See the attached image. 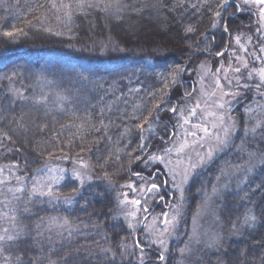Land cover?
Wrapping results in <instances>:
<instances>
[{"label": "trees", "instance_id": "trees-1", "mask_svg": "<svg viewBox=\"0 0 264 264\" xmlns=\"http://www.w3.org/2000/svg\"><path fill=\"white\" fill-rule=\"evenodd\" d=\"M80 3L0 0V172L6 174L15 168L18 176L31 177L47 161L89 159L94 176L97 171L118 181H128L137 173L152 177L155 167L146 170L141 166L150 151L160 145L158 137H167V129L157 123H175L168 104L184 97L185 91L178 85L186 78L181 77V63L219 58L232 34L254 25V14L237 11L233 0L223 7V0H83L82 7ZM151 9L176 24L182 34L171 43L172 56H160L156 49L152 52L157 45L169 47L154 34L146 33L143 40L134 43L113 33L126 17H143ZM104 16L108 17V30L102 24ZM88 21L97 24L96 31L88 28ZM5 32L15 35L5 36ZM106 46L111 49L105 50ZM145 119L152 128L145 124L141 131L139 125ZM23 140L29 141L28 147ZM79 187L70 176L55 193L65 196ZM98 188V182L89 184L72 208L62 209V217L73 222L81 211L90 212L89 219L105 218L113 205L112 192L103 199L93 198L97 206L103 202L101 212L97 208L96 212L89 211L92 199L87 202V211L81 209L84 199ZM30 198L26 188L16 205L12 204L9 213L16 218L11 230L10 221L0 222V235L15 237L0 242V264H5V257L7 264H69L73 249L79 251L78 256L88 254L98 262V249L86 244L97 236L95 230L75 239H81L78 244L75 240L56 243L59 234L49 233L43 224L54 212L51 207L56 202L33 198L28 204ZM25 204L29 205L28 213L22 210ZM56 204L60 210L61 203ZM222 207V219L229 225L238 224L240 232L223 252V264H264V164L241 191L224 195ZM29 213L40 221L38 235L42 237L31 233L34 242L20 232L29 234L28 224H35ZM247 215L249 223L241 224ZM5 227L7 233L3 232ZM119 228L111 229L117 233L109 237L116 244L124 233ZM82 242L84 247L79 245ZM31 244L36 252L34 260L25 255ZM139 245L149 255L141 264H162L156 248L149 249L140 241ZM213 254L205 257V262L215 258ZM164 263L173 264V258Z\"/></svg>", "mask_w": 264, "mask_h": 264}, {"label": "rangeland", "instance_id": "rangeland-1", "mask_svg": "<svg viewBox=\"0 0 264 264\" xmlns=\"http://www.w3.org/2000/svg\"><path fill=\"white\" fill-rule=\"evenodd\" d=\"M230 2L231 0L228 3ZM233 3L237 11H252L255 23L232 34L229 44L216 60L211 56L201 61L193 59L181 63V77L186 78L178 85L180 90L185 91L184 97L177 99L178 102L169 101L168 104L169 116L175 123H157L167 129V137H158L160 145L158 143V148L150 151L141 166L146 170L155 167L153 177L135 175L128 181H118L106 178L97 171L94 176V167L89 159L47 161L31 177H20L15 168H9L6 174L0 172V181H3L0 183V222L10 221L11 230L16 214L9 211L20 193L27 188L31 197L27 199L30 200L28 204L33 198L61 203L60 210H57L59 205L56 203L51 207L54 212L43 222L47 226L46 231H52L61 237L55 240L56 243L74 241L82 234L96 231L97 236L93 237L92 242L86 241V244L98 249V262H94L88 254L78 256L79 251L73 249L69 264H141L149 255L140 247L139 241L149 245V249L156 248L158 256L164 257L160 260L162 264L168 258H173V264H223V252L240 235L238 224L232 222L229 225L222 219L224 195L241 191L250 183L260 165L264 164V83L259 76L260 70L264 69V21L260 20L259 8L244 5L243 0H233ZM112 16L114 17L113 13ZM107 18L104 16L102 19L105 30L109 29ZM86 25L89 29L97 30L94 21H88ZM175 26L176 24L167 22L166 16L151 9L143 17H126L125 23L114 28L113 33L122 38L127 37L129 42L134 43L143 40L146 33L154 34L169 47L157 45L152 47V52L156 49L160 56L168 57L174 52L171 47L176 42V37H182ZM106 33L108 35L110 32ZM108 36L106 40H109ZM110 49V46L105 47L107 51ZM172 108L177 111L173 113ZM193 109L196 111L194 116ZM185 118L188 123H184ZM205 128L207 133L203 131ZM28 142L23 140L26 147ZM36 146L40 147L38 143ZM152 156L159 159L152 160ZM77 174L79 179L76 178ZM198 175L201 177L197 179ZM70 176L77 180L81 188L65 196L55 193ZM93 182H98L101 189L91 192L84 199L81 209L87 211V202L92 199L89 211L96 212L97 208L101 212L103 202L97 206L98 202L93 198L103 199L102 196H108L112 192L113 205L106 211V217L89 219L90 212L83 214L81 211L76 218L80 219L78 221L75 219L70 222V218L62 217V209L72 208L85 188ZM152 183H156L159 190L149 193L146 189ZM127 184L136 186V191L125 187ZM49 188L52 189L51 195L47 194ZM141 189H145L142 195ZM134 199L141 200L139 210L125 203L126 200ZM28 204L22 209L27 213L30 212ZM144 208L149 211L144 212ZM132 212H135V219L129 215ZM27 215H30V221L35 224H28L29 234L20 232L33 240L31 233L37 238L40 221L32 213ZM246 218L249 215L243 217L241 224L249 223ZM165 219L169 221L168 224L164 223ZM129 224L132 225L131 228ZM117 227L124 233L116 244L109 237L117 233L113 232ZM6 228L8 227L3 229ZM32 228H37V231H32ZM101 231H106L108 235L103 236ZM76 240L74 243L78 244L81 239ZM81 244L82 247L85 246L84 242L79 245ZM29 248L25 255L34 260L36 252L32 244ZM212 253L215 258L205 262V257L208 259V255Z\"/></svg>", "mask_w": 264, "mask_h": 264}, {"label": "snow or ice", "instance_id": "snow-or-ice-1", "mask_svg": "<svg viewBox=\"0 0 264 264\" xmlns=\"http://www.w3.org/2000/svg\"><path fill=\"white\" fill-rule=\"evenodd\" d=\"M228 2H229V0H223V4L221 5V7H223L224 5H227ZM243 4L244 5H249V6H255V7L259 8V17H260V20L261 21H264V0H243ZM61 6L67 7V5H61ZM78 6H81V7L83 6V0H81V3ZM92 6H93L92 4H88V7H92ZM53 7H56V5L53 4ZM237 7H239V6H237ZM217 15H219V13H217ZM225 30L227 31V29H225ZM189 31H191V29H189ZM14 35H15L14 32H5V36L11 37V36H14ZM237 42L239 43V38H237ZM262 51H264V49H262ZM237 71H238V69H237ZM259 76H260L261 82L264 83V69H261L260 70ZM173 82H175V80H173ZM217 86H219L218 82H217ZM222 106L223 105H221V107ZM156 107L157 108H160V105L157 104ZM197 107H199V105H197ZM171 111L173 113H175L177 111V109L176 108H172ZM195 114H196V111H195V109H193L192 110V115L194 116ZM188 122L189 121L185 118L184 119V123H188ZM145 124H147L148 125V129L151 130V128H152L151 123H149V121L147 119H145L144 124L139 125L141 131H144L145 130L144 129V125ZM203 131L205 133H207V129L206 128L203 129ZM252 131L254 132L255 129H252ZM141 148H143V145H141ZM182 148H183V146H181V150H182ZM166 151H169L170 152L171 149H166ZM150 159L156 160V159H159V157L152 156V157H150ZM136 175L139 176V173H137ZM76 178L79 179L78 174L76 175ZM0 183H3V181H0ZM125 187H127L129 189H132L133 192L136 191V186H134L133 184H127V185H125ZM153 190H159V186L156 183L150 184L147 187V189H146V191L149 192V193H151ZM34 191H35V189H34ZM144 191H145V189H141V195L143 194ZM39 194L43 195L44 193H39ZM47 194L48 195H51L52 194V189L51 188L48 189V193ZM125 195H127V194H125ZM125 203H128V204H131V205L135 206V208L137 210H139L140 209V206H141V200L140 199L126 200ZM143 211L144 212H148L149 209L148 208H144ZM129 215H131L132 218L135 219V212L129 213ZM165 216H166V214H165ZM12 219H14V217ZM145 219H147V217H145ZM247 219H249V218H246V220ZM250 219H253L254 220L255 217H250ZM164 223L165 224H168L169 221L167 219H165L164 220ZM129 227L131 228L132 225L129 224ZM4 232L7 233L8 232V229H4ZM14 238L15 237L12 236V235H0V242L7 241V240H13ZM137 246H139V245H137ZM2 251H3V249H0V252H2ZM159 258H160V260H163L164 259L163 256H160ZM7 260H8V258L5 257V264H7Z\"/></svg>", "mask_w": 264, "mask_h": 264}, {"label": "flooded vegetation", "instance_id": "flooded-vegetation-1", "mask_svg": "<svg viewBox=\"0 0 264 264\" xmlns=\"http://www.w3.org/2000/svg\"><path fill=\"white\" fill-rule=\"evenodd\" d=\"M153 177V176H152ZM151 178V177H150ZM154 179V178H153Z\"/></svg>", "mask_w": 264, "mask_h": 264}]
</instances>
